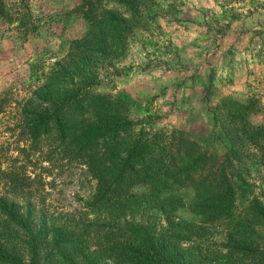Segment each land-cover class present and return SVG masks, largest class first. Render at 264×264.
I'll use <instances>...</instances> for the list:
<instances>
[{
    "label": "trees",
    "instance_id": "16d2710c",
    "mask_svg": "<svg viewBox=\"0 0 264 264\" xmlns=\"http://www.w3.org/2000/svg\"><path fill=\"white\" fill-rule=\"evenodd\" d=\"M20 2L11 13L0 0V16L22 28L31 13ZM153 6L79 0L87 31L18 102L22 151L84 164L97 187L80 215L50 212L34 201L38 175L4 166L0 145V264H264V125L249 119L253 100L212 106L206 88L219 150L181 129L139 127L122 97L96 91L100 61L146 27ZM11 103L5 94L0 113ZM144 212L162 223L139 222Z\"/></svg>",
    "mask_w": 264,
    "mask_h": 264
},
{
    "label": "rangeland",
    "instance_id": "374dc122",
    "mask_svg": "<svg viewBox=\"0 0 264 264\" xmlns=\"http://www.w3.org/2000/svg\"><path fill=\"white\" fill-rule=\"evenodd\" d=\"M5 1L11 13L23 10L20 0ZM27 1V27L0 16V100L7 94L12 102L0 113V145L7 152L3 165H22L28 176L38 175L33 186L41 191L34 201L50 212L80 215L97 187L90 171L65 159L48 161L46 148L22 151L26 143L15 124L18 102L42 82L87 25L77 11L79 0ZM153 2L146 27L109 61H100L102 84L96 91L122 97L139 127L181 129L219 150L206 88L211 89L212 106L227 97L253 100L249 119L264 125V0ZM2 184L0 180V193ZM137 220L162 223L161 216L146 212Z\"/></svg>",
    "mask_w": 264,
    "mask_h": 264
}]
</instances>
